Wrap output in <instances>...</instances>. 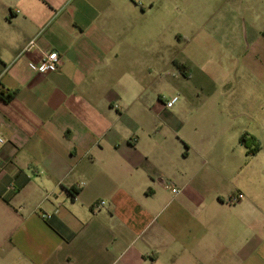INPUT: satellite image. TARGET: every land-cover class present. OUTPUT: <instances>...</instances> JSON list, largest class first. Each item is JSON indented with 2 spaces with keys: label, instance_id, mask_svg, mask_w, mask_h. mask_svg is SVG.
Here are the masks:
<instances>
[{
  "label": "crops",
  "instance_id": "0c3cea01",
  "mask_svg": "<svg viewBox=\"0 0 264 264\" xmlns=\"http://www.w3.org/2000/svg\"><path fill=\"white\" fill-rule=\"evenodd\" d=\"M159 1L0 0V264H264V0L182 115L157 87L205 68Z\"/></svg>",
  "mask_w": 264,
  "mask_h": 264
},
{
  "label": "rangeland",
  "instance_id": "374dc122",
  "mask_svg": "<svg viewBox=\"0 0 264 264\" xmlns=\"http://www.w3.org/2000/svg\"><path fill=\"white\" fill-rule=\"evenodd\" d=\"M262 0H169L168 9L165 8L164 1L160 0L158 3L160 20L168 21L169 36H186L187 42L184 46L175 45L174 52L177 54L180 50L199 61V64H204L205 70L194 69L192 78L183 77L180 79L177 71L174 74L175 80L173 86L157 87L161 95L160 102L171 100L175 96H179V102L175 109L177 113L182 115L186 110L183 104L187 98L186 92L190 96H196L199 91L196 87L203 84L210 85L212 82L207 77L205 72L213 76L214 70L221 73V68H226L234 65L233 59L226 54V51L219 46L215 36H223L226 26L236 32L239 28L247 27V24L257 23L258 20L263 18ZM242 3V7L241 4ZM240 5V8L237 7ZM222 18L224 21L221 28L218 26V19ZM238 25V26H237ZM218 27V28H217ZM220 29L221 31H217ZM233 31V32H234ZM227 32V33H229ZM209 70V71H207ZM222 74V73H221ZM171 77V75H170ZM188 79V80H187ZM225 79V78H224ZM172 111V109H169ZM169 125L165 126L167 131Z\"/></svg>",
  "mask_w": 264,
  "mask_h": 264
},
{
  "label": "built area",
  "instance_id": "2783aa9c",
  "mask_svg": "<svg viewBox=\"0 0 264 264\" xmlns=\"http://www.w3.org/2000/svg\"><path fill=\"white\" fill-rule=\"evenodd\" d=\"M36 46V40L33 39L30 41L29 46L27 48L31 49L32 47ZM62 58L60 54L57 51L51 50V51H43L42 52V59L40 60L37 70L42 73H50L58 71L61 66ZM176 101V98L172 100H168L165 102V106H170ZM5 144V139L2 137L0 133V145ZM165 187L173 194L178 195L181 192V189L172 184L171 182H165ZM244 198L243 193L238 192L236 193L231 199V203H238L241 199ZM105 204V201H101L100 203L96 204V208H100ZM44 218H50V215H43Z\"/></svg>",
  "mask_w": 264,
  "mask_h": 264
},
{
  "label": "trees",
  "instance_id": "16d2710c",
  "mask_svg": "<svg viewBox=\"0 0 264 264\" xmlns=\"http://www.w3.org/2000/svg\"><path fill=\"white\" fill-rule=\"evenodd\" d=\"M180 69L182 70L183 68L180 66ZM0 97L8 102L13 98V95L12 94L11 95H5L4 92L0 91ZM240 142L249 149L248 154L255 153L260 147L259 142L256 140V138L254 136L244 135L241 137ZM251 145L255 146L253 150H250ZM28 181H29V178H25L23 183L17 184V189L18 190L21 189ZM72 193L75 194L76 192L72 191ZM0 195H2V194H0ZM4 199L7 202L10 201L9 196H4Z\"/></svg>",
  "mask_w": 264,
  "mask_h": 264
}]
</instances>
